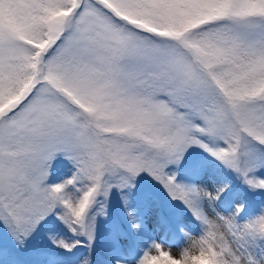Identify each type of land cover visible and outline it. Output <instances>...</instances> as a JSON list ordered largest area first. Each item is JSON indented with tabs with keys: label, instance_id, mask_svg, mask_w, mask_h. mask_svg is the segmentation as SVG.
<instances>
[{
	"label": "snow or ice",
	"instance_id": "snow-or-ice-1",
	"mask_svg": "<svg viewBox=\"0 0 264 264\" xmlns=\"http://www.w3.org/2000/svg\"><path fill=\"white\" fill-rule=\"evenodd\" d=\"M144 175L199 234L147 201L190 245L133 264H264V0H0V264H92L113 190L147 238Z\"/></svg>",
	"mask_w": 264,
	"mask_h": 264
},
{
	"label": "rangeland",
	"instance_id": "rangeland-1",
	"mask_svg": "<svg viewBox=\"0 0 264 264\" xmlns=\"http://www.w3.org/2000/svg\"><path fill=\"white\" fill-rule=\"evenodd\" d=\"M201 158L197 156L195 153L193 154V162H198ZM70 174L66 169H61L58 172V175L63 176ZM144 180L139 179V193L140 195L137 198V206L140 208L141 213L144 215V222L148 229L149 236L146 238L144 233L142 232L140 235H134L131 232H127V226L125 223V214L122 211V205L119 200V194L113 190L110 195V212L106 217H97L98 222V232L96 235V240L101 241V243H95L100 249V253L103 257L109 259L108 251L111 246V233L114 228L119 226L120 228L126 231V238L121 243V249L126 255L128 264H133L134 256L140 250L147 249L151 239H155L157 242L163 244L165 246V250L169 248L172 249L173 253L178 252L179 250L188 248L190 245V241L184 239L180 234H165L156 230L152 231L156 213L159 210L156 206L150 205L147 201H150L154 195L157 197L154 200L155 204H159L161 206H166L168 204L166 194L156 185L154 182L146 177ZM178 179L183 180V175L178 176ZM160 195V196H159ZM173 210L181 212L174 205H169ZM220 211L224 210V206L221 205L218 209ZM183 215L186 218L187 212H184ZM187 220V219H186ZM187 226L192 229L193 235L199 234V227L192 228L191 224L187 220Z\"/></svg>",
	"mask_w": 264,
	"mask_h": 264
},
{
	"label": "trees",
	"instance_id": "trees-1",
	"mask_svg": "<svg viewBox=\"0 0 264 264\" xmlns=\"http://www.w3.org/2000/svg\"><path fill=\"white\" fill-rule=\"evenodd\" d=\"M144 176H146V175H144ZM144 179H145V177H143L141 180H144ZM154 197L156 198L157 195H154ZM154 197L151 198L150 201H154V200H152V199H154ZM172 205H174L177 209H179L182 212H187L186 210L182 209V207L180 205H178V204H172ZM166 206L169 207V204H167ZM188 216H189V214H188ZM189 218H190V216H189ZM190 220H191V218H190ZM68 235H69V237H71V234H68ZM40 242H42V243L44 242L42 240V238H41ZM97 242L101 243V241H97L96 239L94 240V243H93V246H92V253H91V255H92V264H112V261L110 259H107V258H105V257H103L101 255L100 249H98L97 245L95 244ZM86 251L87 250L85 248H77V249H75L74 252L72 253L71 257L69 258L71 260L72 264H75V261L80 256L84 255Z\"/></svg>",
	"mask_w": 264,
	"mask_h": 264
}]
</instances>
